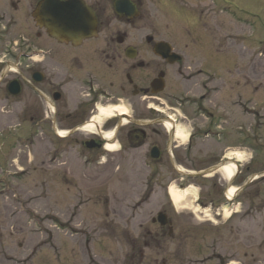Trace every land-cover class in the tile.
<instances>
[{
  "label": "flooded vegetation",
  "instance_id": "obj_1",
  "mask_svg": "<svg viewBox=\"0 0 264 264\" xmlns=\"http://www.w3.org/2000/svg\"><path fill=\"white\" fill-rule=\"evenodd\" d=\"M40 1L0 0V103L11 107L6 111L9 118L42 124L43 129L49 124L60 139L68 135L84 165L94 166L112 156L105 149L110 144L118 146L119 154L143 153L140 168L149 174L136 203H156L155 217L160 213L166 217L167 232L176 212L169 197L171 186L185 193L195 191L196 205L218 220L226 212L238 213L243 189L234 184L250 170L240 169L235 152L240 148V94L234 78L224 91L222 53L218 46L216 52L209 51L211 38L202 35L203 15L208 16L210 8L202 7L205 0H176L178 5L193 4L196 10L178 9L183 17L180 29L167 37L144 20L146 8L159 0H81L94 16L95 32L75 43L49 36L36 23L33 11ZM208 1L211 13L235 10L229 1ZM22 96L24 104L17 107ZM101 109L111 110L110 117L101 121ZM178 131L185 138L178 137ZM227 164L233 174L225 179L221 169ZM205 171L211 173L199 175ZM160 196L163 201L157 204ZM6 198L8 205L0 211V264L11 262L1 245L4 235L21 231ZM155 217L150 218L153 224ZM56 220L58 228L72 235L70 224ZM152 230L156 241L157 231ZM128 245L130 251H139L131 264H142L141 240ZM56 250V264H80L74 246L68 253L62 244ZM31 257L29 253L26 264H32ZM134 257L130 255L131 262Z\"/></svg>",
  "mask_w": 264,
  "mask_h": 264
},
{
  "label": "rangeland",
  "instance_id": "obj_2",
  "mask_svg": "<svg viewBox=\"0 0 264 264\" xmlns=\"http://www.w3.org/2000/svg\"><path fill=\"white\" fill-rule=\"evenodd\" d=\"M226 1L234 4V12L217 15L211 13L208 0L201 4L210 7L208 16L203 15L207 23L201 32L211 38L208 50L216 52L218 46L222 53L224 91L230 78L238 84L240 148L235 152L240 169L250 166L234 184L243 189L240 212L227 221V214L223 220L203 215L194 210L193 191L174 204L173 234L168 236L165 226L151 222L156 203H136L149 174L140 168L143 153L119 154L116 145L113 155L101 163L84 165L81 156L76 158L68 135L64 139L53 135L49 124L43 129L42 124L15 122L9 118L11 107L0 103V211L8 205L7 197L13 205L12 220L21 229L2 239V248L11 258L8 264H26L29 253L32 264H56V247L61 244L67 253L74 246L80 264H131L139 255L129 250L132 240H141L142 264H264V0ZM178 9L196 7L159 0L146 8L144 20L167 37L180 29L183 17ZM231 70L234 73L228 77ZM23 104L24 96L17 107ZM161 201L162 196L156 200ZM58 217L70 224L72 235L57 227ZM152 229L157 231L156 241L149 233ZM131 253L135 254L132 262Z\"/></svg>",
  "mask_w": 264,
  "mask_h": 264
},
{
  "label": "water",
  "instance_id": "obj_3",
  "mask_svg": "<svg viewBox=\"0 0 264 264\" xmlns=\"http://www.w3.org/2000/svg\"><path fill=\"white\" fill-rule=\"evenodd\" d=\"M38 25L57 40L73 43L94 34V16L81 0H41L33 11ZM159 222L165 224L162 216Z\"/></svg>",
  "mask_w": 264,
  "mask_h": 264
},
{
  "label": "bare ground",
  "instance_id": "obj_4",
  "mask_svg": "<svg viewBox=\"0 0 264 264\" xmlns=\"http://www.w3.org/2000/svg\"><path fill=\"white\" fill-rule=\"evenodd\" d=\"M122 111V110H120ZM101 113L104 115V117H110L111 115V110L109 109H101ZM107 136H110V135H107ZM178 137H180L181 139L185 138V135L182 131H178ZM106 148L108 150H114V146L113 145H107ZM221 172L223 173L224 175V178L225 179H228L232 176L233 174V167L229 164L227 165H223L222 169H221ZM234 191V188L230 189L229 190V194L233 193ZM169 194H170V198L172 200V202L174 204H178L184 197H185V192L181 193L179 191H177L173 186H171L169 188Z\"/></svg>",
  "mask_w": 264,
  "mask_h": 264
}]
</instances>
